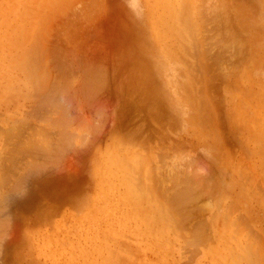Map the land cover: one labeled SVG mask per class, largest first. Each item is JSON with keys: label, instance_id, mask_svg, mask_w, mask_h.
<instances>
[{"label": "rangeland", "instance_id": "374dc122", "mask_svg": "<svg viewBox=\"0 0 264 264\" xmlns=\"http://www.w3.org/2000/svg\"><path fill=\"white\" fill-rule=\"evenodd\" d=\"M0 145V264H264V0H0Z\"/></svg>", "mask_w": 264, "mask_h": 264}, {"label": "bare ground", "instance_id": "6f19581e", "mask_svg": "<svg viewBox=\"0 0 264 264\" xmlns=\"http://www.w3.org/2000/svg\"><path fill=\"white\" fill-rule=\"evenodd\" d=\"M63 2H64V1H63ZM174 35H175V34H174ZM180 45H181V44H180ZM171 48H172V47H171ZM77 92H78V91H77ZM47 93H48V92H47ZM65 101H66V100H65ZM68 101H69V100H68ZM78 101H79V100H78ZM44 104H45V103H44ZM65 113H66V112H65ZM30 116H31V115H30ZM48 118H49V117H48ZM79 119H80V118H79ZM47 122H48V121H47ZM50 122H51V121H50ZM9 123H10V122H9ZM12 123H13V122H12ZM57 123H58V122H57ZM13 124H14V123H13ZM15 124H16V123H15ZM45 126H46V125H45ZM70 126H71V125H70ZM18 127H19V126H18ZM48 127H49V126H48ZM59 127H60V126H59ZM19 128H20V127H19ZM46 128H47V127H46ZM9 129H10V127H9ZM7 130H8V129H7ZM27 130H28V129H27ZM41 130H42V129H40V131H41ZM30 131H31V130H30ZM37 131H38V130H36V133H37ZM40 131H39V134H40ZM34 132H35V130L33 129V132H32V133L34 134ZM41 132H42V131H41ZM66 132H67V131H66ZM11 133H13V132H11ZM19 133H20V132H18V134H19ZM27 133H28V132H27ZM57 133H58V132H57ZM18 134H17V135H18ZM59 134H60V133H59ZM29 135H31V132H30ZM40 135H42V134H40ZM95 137H96V136H95ZM40 138H41V139H40ZM40 138H37V139L34 138V139H35L36 142H38L37 140L40 139V140H39V142H40V141L42 140V137H40ZM60 138H61V137H60ZM62 139H63V138H62ZM12 140H13V139H12ZM28 140H29V139H28ZM28 140L26 139L27 142H28ZM30 140H31L30 142H33V141H32V137H31ZM134 140H135V139H134ZM140 140H141V139H140ZM36 142H34V143H36ZM45 142H46V141H45ZM45 142L41 141L39 144L36 143L37 146H35L34 143H32V145L34 144V147H38V146L40 145L39 147H41L42 143H45ZM60 142H61V141H60ZM46 143L48 144V142H46ZM46 143H45V144H46ZM2 144H3V143H2ZM17 144H18V143H17ZM28 144H30V143H28ZM45 144H44L43 146H44V148H45V150H46L47 147L45 146ZM47 144H46V145H47ZM60 144H62V143H60ZM63 144H64V142H63ZM3 145H4V144H3ZM18 145H19V144H18ZM0 146H1V145H0ZM19 146H21V144H20ZM25 146H27V145H25ZM29 146H30V145H29ZM141 146H142V145H141ZM17 147H18V146H17ZM39 147H38V150H40ZM54 147H55V146H54ZM26 148H27V147H26ZM31 148H32V147H30V149H31ZM44 148H43V149H44ZM58 148H59V146H58ZM144 148H145V147H144ZM149 148H150V147H149ZM16 149H17V148H16ZM20 149H21V150H22V149L24 150V146H23V148L20 147ZM60 149H61V148H60ZM23 150H22V154L25 156V154L23 153ZM26 150H28V149H26ZM41 150H42V149H41ZM50 150H51V149H50ZM159 150H160V149H159ZM0 151H1L0 153L2 154V153H3V152H2V149H1ZM12 151H13V150H12ZM17 151H19V150L17 149ZM31 151H34V149H32ZM31 151H30V152L28 151V152H29V153H32ZM35 151L37 152V149H36ZM48 151H49V150H48ZM5 152H6V151H5ZM14 152L16 153V151H14ZM25 152H27V151H25ZM51 152H52V151H49L48 153H51ZM111 152H112V151H111ZM111 152H110V153H111ZM33 153H34V152H33ZM117 153H118V152H117ZM20 154H21V153H20ZM0 156H1V155H0ZM28 156H29V155H28ZM48 156H49V154H48ZM50 156H51V154H50ZM137 164L139 165L138 161H137ZM28 165H29V164H28ZM29 166H30V165H29ZM32 167H33V166H32ZM158 167H159V166H158ZM164 167H165V166H164ZM22 169L24 170V168H22ZM25 169H27V168H25ZM32 169H33V168H32ZM132 169H133V168H132ZM155 169H156V168H155ZM0 170H2V169H0ZM27 171H28V169H27ZM139 171H140V170H139ZM155 171H156V170H155ZM1 172H2V171H0V175H1ZM3 172H4V171H3ZM15 172H19V171L15 170ZM15 172H14V169H13V170H11L10 173H11V174H12V173L15 174ZM8 173H9V172H8ZM19 173H20V175H21V172H19ZM19 173H18V174H19ZM8 175L11 176L10 174H7V175H6V176H7L6 178H9ZM15 175H16V174H15ZM150 175H151V174H150ZM157 175H158V173H157ZM147 176H149V175H147ZM163 176H164V175H163ZM17 177H19V175L16 176V177H14V179H16ZM132 177H133V176H132ZM134 177H136V176H134ZM134 177H133V178H134ZM155 177H156V176H155ZM2 178H3V175H2ZM4 178H5V177H4ZM6 178H5V179H6ZM10 178H11V177H10ZM12 178H13V176H12ZM12 178H11V179H12ZM136 178H137V177H136ZM159 178H161V177H159ZM159 178H158V179H159ZM175 178H176V177H175ZM18 179H19V178H17V180H18ZM131 179H132V178H131ZM141 179H142V178H141ZM147 179H148V178H147ZM161 179H162V178H161ZM161 179L159 180V182L163 181V180H161ZM181 179H182V178H180V180H179V181H181V182H180V186L183 188V184H182V180H181ZM6 180H7V179H6ZM134 180H135V179H134ZM136 180L138 181V180H140V178H138V179H136ZM4 181H5V180H4ZM18 181H19V180H18ZM131 181L133 182V180H130V184H132ZM149 181H150V180H149ZM165 181H166V180H165ZM13 182L15 183L16 180H15V181L13 180ZM1 183H2V179L0 178V185H1ZM134 183H135V181H134ZM138 183H139V182H138ZM144 183H145V182H144ZM155 183H156V182H155ZM19 184H20V183H19ZM21 184H22V183H21ZM21 184H20V185H21ZM140 184H141V182H140L139 184H136L135 187L137 188V185H140ZM147 184H148V183H147ZM147 184H146V185H147ZM166 184H168V181H167ZM13 185H14V184H13ZM13 185H12V186H13ZM15 185H16V183H15ZM141 185H143V184H141ZM149 185H150V184H148V186H149ZM155 185H156V184H155ZM1 186H2V185H1ZM5 186H6V185H5ZM18 186H19V185H18ZM130 186H131V185H130ZM160 186H161V184H160ZM162 186H163V185H162ZM164 186H165V185H164ZM164 186H163V187H164ZM215 186H217V184H215ZM132 187H133V186H132ZM132 187H130V188H132ZM139 187H142V186H139ZM150 187H151V185H150ZM169 187H170V186H169ZM205 187H207V186L204 185V189H205ZM143 188H147V189H149V188L146 187L145 185H143ZM155 188H156V187H155ZM213 188H214V187H213ZM1 189H2V188H1ZM133 189L135 190V188H133ZM133 189H132V190H133ZM137 189H138V188H137ZM147 189H144V196H145L146 198H147L148 196H146L147 194L145 195V193H149V192H147V191H150V189H149V190H147ZM151 189H152V188H151ZM157 189H158V188H157ZM167 189H168V187H167ZM167 189H166V190H167ZM170 189H171V188H170ZM204 189H203V190H204ZM215 189H216V188H215ZM16 190H17V189H16ZM140 190H141V189H140ZM158 190H159V189H158ZM164 190H165V189H164ZM164 190H163V191H164ZM181 190H182V189H181ZM181 190H180V192H181ZM184 190H188V189H184ZM184 190H182V192H183ZM211 190H212V188H211ZM213 190H214V189H213ZM135 191H137V190H135ZM145 191H146V192H145ZM154 191H155V190H154ZM163 191H162V192H163ZM167 191H168V190H167ZM167 191H166V192H167ZM178 191H179V190H178ZM178 191L176 192V190H174V192L170 193V194H171L170 199L172 198L171 200H173V199H178V200H177V201H178L177 204H178L179 202H181V201H179V200H182V198H186V197H185V194H186V193H187V194L190 193V192L188 191V192H186L185 194L183 193L184 195H182V192H181V194L179 195L180 192H178ZM190 191H191V190H190ZM206 191H208V190H206ZM209 191H210V190H209ZM216 191H217V190H216ZM132 192L134 193V191H132ZM138 192H139V189H138ZM138 192H137V195L139 194ZM140 192H141V191H140ZM152 192H153V191H152ZM168 192H169V191H168ZM175 192H176V193H175ZM214 192H215V191H214ZM214 192H211V193L213 194ZM163 193H164V192H163ZM177 193H178V194H177ZM191 193H192V195L195 194V192L193 193V191H191ZM205 193H206V192H205ZM209 193H210V192H209ZM215 193H216V192H215ZM141 194H143V190H142V192L140 193V195H141ZM149 194L151 195V191H150ZM153 194H154V192H153ZM155 194H156V193H155ZM158 194H159V193H158ZM160 194H161V193H160ZM164 194H165V193H164ZM166 194H167V195H166ZM166 194H165L166 197L169 196L168 193H166ZM172 194H173V196H172ZM187 194H186V195H187ZM207 194H208V193H207ZM133 195H134V194H133ZM140 195H139V197H140ZM174 195H176V197H174ZM177 195H179V197H177ZM144 196H143V197H144ZM212 196H213V195H212ZM135 197H136V196H135ZM137 197H138V196H137ZM145 197H144V200H146ZM151 197L153 198V200H155V199L157 200V199H158V196H157V195H155V196L152 195ZM155 197H156V198H155ZM163 197H164V196H163ZM166 197H165V198H166ZM217 197H218V196H217ZM152 198L150 199V197H149V198H147V200L149 201V199H150V202H151V201H152ZM165 198H162V200L164 201ZM137 199H138V198H137ZM144 200H142V197H141V201L143 202ZM147 200H146V201H147ZM167 200H168V199H166L165 201H167ZM184 200H185V199H184ZM184 200H182V201L185 202ZM148 201H147V203H148ZM159 201H161V199H160V200L158 199V203H156V204L154 203L155 201H152L154 204L152 205L151 203H149L150 208L147 207V208L144 209V212H149V215H148V213H147V216H149L150 230H151V232H152V234H153L152 236H154V237L151 239L153 245L156 243L157 240H158V241H159V240H163V239H157L156 234H159V231L162 232V229L160 228V225H161L162 223L166 222L167 219H168V217H167V215H166V207H165V208L163 207V206L166 204V202L164 201L165 203H163V202H160V203H159ZM218 201H219V199H218ZM170 202H171V201H170ZM172 202L174 203V201H172ZM172 202H171V203H172ZM215 202H217V200H215ZM161 203H162V204H161ZM171 203H170V204H171ZM177 204H176V206H177ZM215 204H216V205H219V202H218V204H217V203H214V206H215ZM151 205H152V206H151ZM160 205H161V206H160ZM162 205H163V206H162ZM167 206H168V202H167ZM171 206H172V205H171ZM180 206H181V205L179 204V206L176 207L177 210L182 211V210L185 209V208H183V209H181V210L178 209ZM182 206H183V203H182ZM135 207H136V206H135ZM135 207H134V208H135ZM168 207H170V206H168ZM168 207H167V208H168ZM193 207L195 208V206H193ZM215 207H216V206H215ZM218 207H219V206H218ZM136 208H137V207H136ZM171 208H172V207H171ZM173 208H174V206H173ZM181 208H182V207H181ZM196 208H198V207H196ZM216 208H217V207H216ZM137 209H138V208H137ZM168 209H170V208H168ZM187 209H190V208L188 207ZM173 210H174V209H173ZM137 211H138V210H137ZM171 211H172V210H171ZM191 211H192V210H191ZM175 212L179 213L178 211H175ZM177 213H176V214H177ZM183 213H184V212H183ZM183 213H182V214H183ZM187 213H188V212H186V214H187ZM139 214L141 215V214H143V213H142V212H139ZM173 214H175L174 211H173ZM176 214H175V215H176ZM171 215H172V214H171ZM171 215H170V216H171ZM184 215H185V214H184ZM189 215H190V213L188 214V216H189ZM141 216H143V215H141ZM186 216H187V215L182 216V217H185V218H186ZM145 217H146V215H145ZM179 217H181V216L179 215ZM187 218H189V217H187ZM187 218H186V219H187ZM143 219L145 220V218H143ZM146 219H147V218H146ZM179 219H180V218H179ZM183 219H184V218H183ZM180 220L183 221L182 219H180ZM184 220H185V219H184ZM149 223H148V221H147V224H149ZM197 223H199V220H198ZM202 223H203V222H202ZM156 224H158V227L156 226ZM193 225H194V224H193ZM1 227H2V225H1ZM194 227H195V225H194ZM198 227H199V226H198ZM198 227L196 226L195 229H197ZM202 227H203V226H202ZM199 229H200V228H199ZM203 229H204V228H202V231H204ZM154 238H156V239H154ZM241 249H242V248H241ZM248 251H249V250H248ZM248 251H247V252H248ZM250 251H251V249H250ZM249 253H250V252H249ZM249 253H248V254H249ZM224 257H225V256H224ZM223 260L225 261V259H223ZM244 260H246V259H244ZM245 262H246V261H245ZM246 263H247V262H246ZM243 264H244V263H243ZM247 264H248V263H247Z\"/></svg>", "mask_w": 264, "mask_h": 264}]
</instances>
